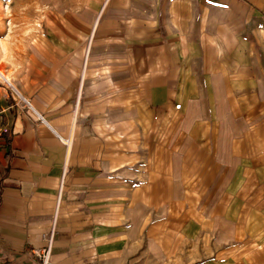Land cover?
Here are the masks:
<instances>
[{
	"label": "crops",
	"instance_id": "1",
	"mask_svg": "<svg viewBox=\"0 0 264 264\" xmlns=\"http://www.w3.org/2000/svg\"><path fill=\"white\" fill-rule=\"evenodd\" d=\"M155 4L114 2L99 53L58 20L0 84V264H262L264 0Z\"/></svg>",
	"mask_w": 264,
	"mask_h": 264
},
{
	"label": "rangeland",
	"instance_id": "2",
	"mask_svg": "<svg viewBox=\"0 0 264 264\" xmlns=\"http://www.w3.org/2000/svg\"><path fill=\"white\" fill-rule=\"evenodd\" d=\"M114 2L118 3L121 0H0V46H5L7 50L3 69L8 74L13 73L20 63L26 61L35 52L43 48L44 43L42 44L41 41L46 40L48 35L52 34V32L53 34H61L62 29L53 28L52 25L64 18L72 20L76 17L89 25L82 42L87 54H90L89 50H93L91 53L109 51L103 48L101 44L95 43L97 40H95V36L99 33L97 28L102 23V18L110 10ZM155 2H160V0H129L130 7L133 9V14L129 17L139 21L147 19L146 17L150 16L151 11L157 6ZM49 22L50 27L48 26ZM74 28L76 27H70L71 33H77ZM148 28L150 27L135 26L136 31L147 30ZM94 45H96V48ZM0 84L17 93L13 86L1 78ZM166 143L168 149H173L175 144H177L179 149L188 148V151L184 150V155L182 156V164L184 165L187 161V156L189 157L190 154L187 153L190 152V141L174 142L167 140ZM176 163L179 165L178 157L176 158ZM190 177V173L186 174L188 181ZM202 179H205V176ZM235 242L237 240H225L219 243L216 238H213L210 243L214 245L215 253H209V255L213 254L211 257L217 258L218 255L223 254V248L227 249ZM189 243L187 242L186 244ZM262 249V264H264V238ZM235 255H230V258L226 255L225 258L227 261H232L231 264H235L238 259V256Z\"/></svg>",
	"mask_w": 264,
	"mask_h": 264
},
{
	"label": "built area",
	"instance_id": "3",
	"mask_svg": "<svg viewBox=\"0 0 264 264\" xmlns=\"http://www.w3.org/2000/svg\"><path fill=\"white\" fill-rule=\"evenodd\" d=\"M6 134H10L9 127L0 125V138H2ZM35 254L37 255L41 264H52L50 261V256H51V246L50 245L47 248H43L41 250L35 251Z\"/></svg>",
	"mask_w": 264,
	"mask_h": 264
},
{
	"label": "bare ground",
	"instance_id": "4",
	"mask_svg": "<svg viewBox=\"0 0 264 264\" xmlns=\"http://www.w3.org/2000/svg\"><path fill=\"white\" fill-rule=\"evenodd\" d=\"M5 50V49H4ZM4 53H3V51H2V55L0 56V78L3 80V81H5L6 83H8V84H10L11 86H13L14 88H15V86H14V84H13V81H12V79H11V77L8 75V73H6L5 71H4V69H3V66H2V60L4 59Z\"/></svg>",
	"mask_w": 264,
	"mask_h": 264
}]
</instances>
